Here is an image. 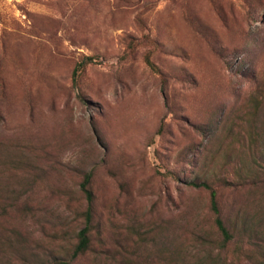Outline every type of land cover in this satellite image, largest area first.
<instances>
[{
  "label": "rangeland",
  "instance_id": "obj_1",
  "mask_svg": "<svg viewBox=\"0 0 264 264\" xmlns=\"http://www.w3.org/2000/svg\"><path fill=\"white\" fill-rule=\"evenodd\" d=\"M0 264H264V0H0Z\"/></svg>",
  "mask_w": 264,
  "mask_h": 264
},
{
  "label": "trees",
  "instance_id": "obj_2",
  "mask_svg": "<svg viewBox=\"0 0 264 264\" xmlns=\"http://www.w3.org/2000/svg\"><path fill=\"white\" fill-rule=\"evenodd\" d=\"M146 59H147L148 65L152 68V70L158 71V67L150 59V56H147ZM92 61H93V56H86L81 60V62H79L76 65V67L73 71V83H74L75 87H77V88L80 87L79 86V79H80L81 72L85 68V66ZM90 176L91 175L88 174L85 177V180L82 182V189L85 192V194L87 195L89 203L92 202V191H91L90 186H89ZM192 185L197 186V187L202 186V187H205L207 189H210L211 209L215 214V224L217 225L219 231L223 235L224 242L226 243V242L230 241V239L232 238V234H231L230 230L228 229V227L226 226L224 219L221 216L220 207H219L218 200H217V191L215 189H213L206 182H195V181H193ZM91 217H92V209H91V205H89L87 212H86L87 224L79 232V242H78V244L74 250L75 256L85 252L89 247V243H90L89 230H90V224H91V219H92Z\"/></svg>",
  "mask_w": 264,
  "mask_h": 264
}]
</instances>
